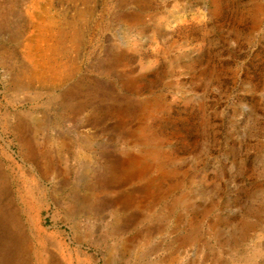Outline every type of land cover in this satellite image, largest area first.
I'll return each instance as SVG.
<instances>
[{"label": "rangeland", "instance_id": "rangeland-1", "mask_svg": "<svg viewBox=\"0 0 264 264\" xmlns=\"http://www.w3.org/2000/svg\"><path fill=\"white\" fill-rule=\"evenodd\" d=\"M14 5L0 0V264H264V0ZM46 149L67 177L33 169ZM87 181L101 192L82 208Z\"/></svg>", "mask_w": 264, "mask_h": 264}, {"label": "bare ground", "instance_id": "bare-ground-1", "mask_svg": "<svg viewBox=\"0 0 264 264\" xmlns=\"http://www.w3.org/2000/svg\"><path fill=\"white\" fill-rule=\"evenodd\" d=\"M16 0H11L12 2V5L13 7H17L18 5H14V2ZM9 14H10V19H9V22L11 23V25L13 26L14 24L16 25L18 23V19L17 17H13V15L15 16L16 13H14V10L10 7V10H9ZM4 21L8 20V14L5 15L4 17ZM63 32L61 33L62 37L61 39L57 42V45L61 48V51H60V56L57 57L56 60H53V67L56 68L57 65H59L63 60L64 58H66V52H65V49L63 48V45H64V38H63ZM60 132V131H58ZM15 133L18 137H21L23 134L20 130V128H15ZM24 145H26L30 151H41L38 149L37 147V143L31 138L29 137L28 140L25 139L24 140ZM64 146H66V142L64 141L63 143ZM87 146V145H85ZM45 151H47V154H44L43 157H44V160H45V163L43 166H45L44 169H42L41 167H39V162L40 160H37V167L38 168H33V169H37V170H40V173L42 175V177L44 176H49V177H57V176H64V177H67L69 174H70V171H71V168H69L68 166V158L63 156L62 154H59L58 156H56L55 158L53 157V150L51 149H46ZM40 154V152H39ZM88 158L85 156V157H81L80 159L77 160V162L81 165H86L87 162H88ZM94 174V173H92ZM97 176H102L101 174H98L96 172V174H94V177H97ZM72 191V190H71ZM81 191H84V200L82 202V208L85 207V202L88 203L89 201H92V200H96L98 198V193L99 191L101 192L100 189H98V187H96L92 182L90 181H87L83 184V186H81ZM71 198L72 199H76L75 198V193H72L71 195ZM67 198H69V196L67 195ZM42 264H53L52 263V259H51V256L46 252L44 251L43 254H42Z\"/></svg>", "mask_w": 264, "mask_h": 264}]
</instances>
